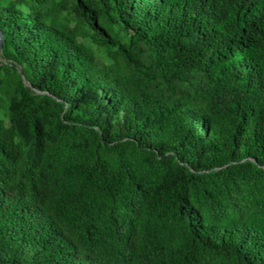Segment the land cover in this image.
<instances>
[{
	"label": "trees",
	"instance_id": "trees-1",
	"mask_svg": "<svg viewBox=\"0 0 264 264\" xmlns=\"http://www.w3.org/2000/svg\"><path fill=\"white\" fill-rule=\"evenodd\" d=\"M0 264H264V0H0Z\"/></svg>",
	"mask_w": 264,
	"mask_h": 264
},
{
	"label": "water",
	"instance_id": "water-1",
	"mask_svg": "<svg viewBox=\"0 0 264 264\" xmlns=\"http://www.w3.org/2000/svg\"><path fill=\"white\" fill-rule=\"evenodd\" d=\"M2 44H3V36L0 32V51H1V48H2Z\"/></svg>",
	"mask_w": 264,
	"mask_h": 264
}]
</instances>
